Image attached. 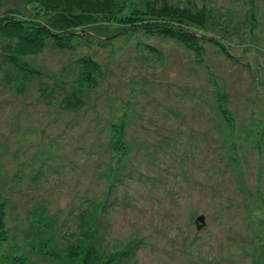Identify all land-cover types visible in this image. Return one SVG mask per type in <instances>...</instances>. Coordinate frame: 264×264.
<instances>
[{"label":"rangeland","instance_id":"obj_1","mask_svg":"<svg viewBox=\"0 0 264 264\" xmlns=\"http://www.w3.org/2000/svg\"><path fill=\"white\" fill-rule=\"evenodd\" d=\"M0 264H264V0H0Z\"/></svg>","mask_w":264,"mask_h":264},{"label":"trees","instance_id":"obj_2","mask_svg":"<svg viewBox=\"0 0 264 264\" xmlns=\"http://www.w3.org/2000/svg\"><path fill=\"white\" fill-rule=\"evenodd\" d=\"M71 18H70V16H68V22L71 21ZM12 21H13L12 22L13 24H15V23L20 24V27H21L20 32H22V29H23V33L20 34V36H21L22 40H25V43L30 48H31L32 44L38 45L39 43H42L43 41L41 39H43V37H46V34H44L41 30V29H43V27L39 28V27H33V26L31 27V25L27 26L26 24L23 23V21H21V20L19 21L17 19H12ZM69 35H71V34L65 33V34H58L55 36L58 37L57 38L58 40H64L65 41L69 37Z\"/></svg>","mask_w":264,"mask_h":264},{"label":"water","instance_id":"obj_3","mask_svg":"<svg viewBox=\"0 0 264 264\" xmlns=\"http://www.w3.org/2000/svg\"><path fill=\"white\" fill-rule=\"evenodd\" d=\"M198 223L203 226L205 224V219L204 217H201L199 220H198Z\"/></svg>","mask_w":264,"mask_h":264}]
</instances>
